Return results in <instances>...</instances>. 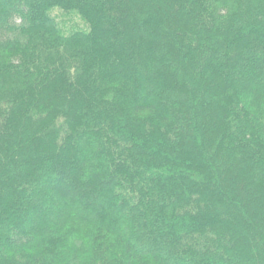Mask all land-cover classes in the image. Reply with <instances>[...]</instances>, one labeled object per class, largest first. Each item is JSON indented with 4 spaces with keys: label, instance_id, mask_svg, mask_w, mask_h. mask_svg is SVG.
I'll return each instance as SVG.
<instances>
[{
    "label": "trees",
    "instance_id": "16d2710c",
    "mask_svg": "<svg viewBox=\"0 0 264 264\" xmlns=\"http://www.w3.org/2000/svg\"><path fill=\"white\" fill-rule=\"evenodd\" d=\"M0 264H264V0H0Z\"/></svg>",
    "mask_w": 264,
    "mask_h": 264
}]
</instances>
